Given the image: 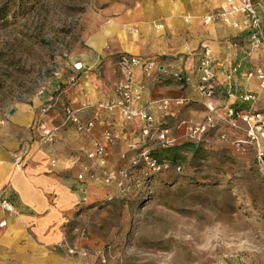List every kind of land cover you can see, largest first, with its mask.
<instances>
[{
  "label": "crops",
  "instance_id": "obj_1",
  "mask_svg": "<svg viewBox=\"0 0 264 264\" xmlns=\"http://www.w3.org/2000/svg\"><path fill=\"white\" fill-rule=\"evenodd\" d=\"M251 1L264 20V0ZM220 8L227 9L223 0H150L118 11V17L110 19L85 43L70 66L51 82L48 93L53 92L52 95L40 97L33 107L17 114L11 112L5 122L0 121V191L13 208L12 213L0 209V222H6L0 228V264H83L80 257L67 253L68 248L80 245L72 228L78 226L85 209L105 195L99 187L100 175L114 161L115 145L122 157L127 143L138 140L143 126L138 119L125 121L117 109L97 108L118 99L115 89L125 80L116 64L120 55L154 60L187 78L180 84L163 77L160 71L140 68L133 71L136 88L141 91V101L135 109L147 107L149 114L164 124L168 132L169 123H178L176 143L186 141L180 123L203 122L207 115L204 105L212 102L215 121L204 149L215 151L223 145L235 149L231 142L240 137L228 130L222 119L226 108L250 111V103L241 100L245 93L257 97L254 111L264 115V89L259 87L256 77H247L257 69L264 72V56L258 59L251 55L264 54V49L247 47L249 31L242 25L239 14L235 17L239 23L236 29L220 20L204 25L203 18ZM204 48L209 50L215 87L211 99L198 91ZM256 63L262 67L252 69ZM78 64L83 67L81 72L74 68ZM59 91L64 92L62 102L40 115V108ZM175 98H186L189 103L181 107L154 104ZM63 102L82 108L78 118L82 123L92 122L94 127L82 137L74 127H66L53 143L44 144L33 125L39 118L48 125H59ZM107 131L113 136L112 146L104 140ZM223 134L226 141L219 140ZM97 145L105 147L106 155L89 159L88 154ZM262 147L264 150V142ZM15 155L23 158L20 165L14 163ZM78 175L83 179L78 180Z\"/></svg>",
  "mask_w": 264,
  "mask_h": 264
},
{
  "label": "rangeland",
  "instance_id": "obj_2",
  "mask_svg": "<svg viewBox=\"0 0 264 264\" xmlns=\"http://www.w3.org/2000/svg\"><path fill=\"white\" fill-rule=\"evenodd\" d=\"M147 1L0 0V121L49 95L51 82L118 11ZM177 124L169 123L167 136L174 145ZM194 125L179 128L186 134ZM126 146L121 157L115 145L100 175L105 195L77 226L83 264H264V170L252 149L203 146L179 168L153 169L146 153L161 146L154 134Z\"/></svg>",
  "mask_w": 264,
  "mask_h": 264
},
{
  "label": "built area",
  "instance_id": "obj_3",
  "mask_svg": "<svg viewBox=\"0 0 264 264\" xmlns=\"http://www.w3.org/2000/svg\"><path fill=\"white\" fill-rule=\"evenodd\" d=\"M208 1V0H202ZM227 4V9L220 8L218 11L207 14L203 18L204 24H210L215 20H220L225 24L230 25L232 28H238L239 23L235 19L236 15L239 14L242 17V25L249 31L246 45L249 49H259L264 47V20H262L256 11V6L251 0H223ZM209 50L204 48L201 54V59L199 63L200 69V81L198 84V91L205 98L211 99L213 97L214 85L212 84L213 73L210 65ZM116 64L125 76V80L117 86L115 92L118 96L117 100L107 101L97 108L100 110H119L120 114L127 122H132L136 119L143 123L140 130L138 144H144V140L149 138L150 135L154 134L156 140L161 144L160 147L172 146L174 145L173 139H168V129L164 127L161 122H156L155 119L149 114L147 107L143 106L135 109V105L139 104L141 101V91L136 88V84L133 79L134 69L140 68L147 72H152L154 70L160 71L163 77H170L175 81L182 84L187 81L183 73L180 71H170L165 69L162 65L154 60L143 61L139 58L130 57L126 55H120L116 59ZM75 70L81 72L83 67L81 65H76ZM235 70H232L234 73ZM247 77H256L259 82V87L264 89V72L260 69L254 72L248 73ZM64 92L59 91L52 97L51 101L45 106L41 107L39 112L40 115L48 113L50 110L55 109L59 103L62 101V95ZM241 100L243 102L250 103V111L243 112L233 108H226L222 122L224 126L235 133V135L240 138L235 139L231 142L233 147L239 151L244 152L246 149L250 148L254 152L256 165L261 170H264V150L262 144L264 142V115L260 112L254 111L255 105L257 103V97L245 93ZM189 103L186 98H175L166 99L162 101L155 102L154 104L158 106H167L174 104L175 106L181 107ZM207 115L203 122L196 124L194 126L187 128L186 138L192 143H202L207 144V134L211 129L215 118H214V106L212 102H207L205 105ZM61 122L59 125H48L42 119L36 120L33 125L35 134L38 139L44 144L53 143L60 134V132L69 126L74 127L76 133L82 137L89 134L94 124L92 122L82 123L78 118V114L81 112L82 108H74L68 102H63L61 105ZM104 140L109 145L114 144L113 136L110 132L104 133ZM220 141H226V135L219 136ZM106 155L105 147L97 145L93 152L88 154L89 159L95 157H103ZM147 160H149L146 157ZM23 161L21 156H14V163L20 165ZM53 163V162H52ZM151 168L159 169L154 162L150 160L148 163ZM155 169V170H156ZM78 180H82V175H78ZM112 180V176L107 175L105 177V183ZM118 187L121 189L122 182H119ZM0 209L5 210L9 213L13 212L12 206L4 197V192L0 191ZM6 225L5 221L0 222V228ZM72 233L79 238L82 236V232L79 231L77 227L72 228ZM81 239V238H80ZM79 241V240H78ZM67 253L70 256H78L80 258H86L87 256L82 250H79V246L71 247L67 249Z\"/></svg>",
  "mask_w": 264,
  "mask_h": 264
},
{
  "label": "trees",
  "instance_id": "obj_4",
  "mask_svg": "<svg viewBox=\"0 0 264 264\" xmlns=\"http://www.w3.org/2000/svg\"><path fill=\"white\" fill-rule=\"evenodd\" d=\"M0 19H2L1 14ZM137 141H139V138ZM203 145L202 143L186 142L173 146L156 147L147 151L146 157L158 167L167 164L170 167L179 168L187 161L186 153L196 157L202 151Z\"/></svg>",
  "mask_w": 264,
  "mask_h": 264
}]
</instances>
